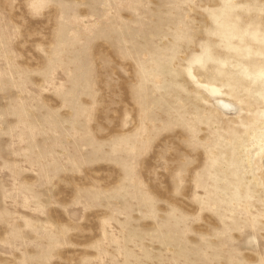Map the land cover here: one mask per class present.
<instances>
[{
  "label": "rangeland",
  "instance_id": "1",
  "mask_svg": "<svg viewBox=\"0 0 264 264\" xmlns=\"http://www.w3.org/2000/svg\"><path fill=\"white\" fill-rule=\"evenodd\" d=\"M263 151L264 0H0V264H264Z\"/></svg>",
  "mask_w": 264,
  "mask_h": 264
},
{
  "label": "bare ground",
  "instance_id": "2",
  "mask_svg": "<svg viewBox=\"0 0 264 264\" xmlns=\"http://www.w3.org/2000/svg\"><path fill=\"white\" fill-rule=\"evenodd\" d=\"M260 157H261V158L264 157V151L261 152ZM262 159H263V158H262ZM260 161H261V159H260ZM261 173H262V176H263V178H264V164H262V162H261Z\"/></svg>",
  "mask_w": 264,
  "mask_h": 264
}]
</instances>
